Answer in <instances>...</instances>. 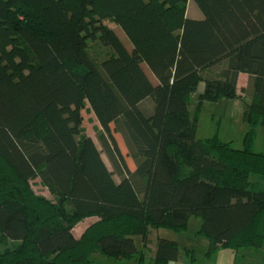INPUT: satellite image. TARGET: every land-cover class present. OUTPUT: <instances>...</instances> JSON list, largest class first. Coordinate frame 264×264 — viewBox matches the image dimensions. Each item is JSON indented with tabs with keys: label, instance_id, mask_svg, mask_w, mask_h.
<instances>
[{
	"label": "trees",
	"instance_id": "obj_1",
	"mask_svg": "<svg viewBox=\"0 0 264 264\" xmlns=\"http://www.w3.org/2000/svg\"><path fill=\"white\" fill-rule=\"evenodd\" d=\"M199 84L198 107L240 101L242 149L194 138ZM87 108L100 148L83 131ZM261 125L264 0H0V264H91L96 253L144 264L137 237L152 264L173 263L176 241L150 235L182 233L191 216L208 257L264 248Z\"/></svg>",
	"mask_w": 264,
	"mask_h": 264
},
{
	"label": "rangeland",
	"instance_id": "obj_2",
	"mask_svg": "<svg viewBox=\"0 0 264 264\" xmlns=\"http://www.w3.org/2000/svg\"><path fill=\"white\" fill-rule=\"evenodd\" d=\"M189 6L190 16L193 13L196 14L197 12L201 14L194 2L190 3ZM104 24L114 30L125 45L131 46L129 40L119 27L110 23L108 20H105ZM85 63L89 66L91 65L88 59H85ZM198 95L199 91L197 90V92L191 96L189 103L190 116L193 117L195 113L197 115L195 120L194 138L207 139L217 136L220 141L229 144L231 147L235 149H242L244 135L247 131V123L243 118L240 101L238 99L222 100L214 104L203 103L200 107H198ZM82 116L83 131L85 136L91 138L97 147L100 148V129L94 115L87 108L83 110ZM116 139L123 152V156L129 166V169H134L132 160L126 155V149L121 137L116 135ZM252 148L254 152L264 154V125L257 128ZM102 156L110 168V163L106 155L103 153ZM179 161L184 164H188L191 161V157L187 150L180 151ZM31 186L36 195L46 199H51V194L40 184L39 179L32 180ZM93 221L94 219L87 218L79 223L73 231L74 235L79 237L87 225ZM200 225L201 220L191 216L187 221L184 232L176 234L170 230L159 229L154 230L152 235H150V238L154 239L155 237L156 240V238L159 237L176 241L179 250V257L176 262L169 264H264V248H241L238 250L219 248L208 257L206 254L208 251V241L205 237L198 234ZM134 242L138 251H142L144 253V264H152L153 260L151 256L150 244L148 245L149 248L144 249L139 237L135 238ZM190 251H192L194 258V261L192 262L190 261L189 256ZM91 264H138V258L115 260L101 253H96L91 257Z\"/></svg>",
	"mask_w": 264,
	"mask_h": 264
},
{
	"label": "crops",
	"instance_id": "obj_3",
	"mask_svg": "<svg viewBox=\"0 0 264 264\" xmlns=\"http://www.w3.org/2000/svg\"><path fill=\"white\" fill-rule=\"evenodd\" d=\"M189 8H190V6H189ZM188 10H189V9H188ZM192 17L199 18V17H201V14H199V13L197 12L196 14L192 15ZM245 83H246V77L243 76V75H241V76L239 77V79H238V85H239V88H241L242 86H244ZM203 87H204V86H203L202 84H199V86H198V91H199V93H201V92L203 91ZM132 170H134V169H132Z\"/></svg>",
	"mask_w": 264,
	"mask_h": 264
}]
</instances>
